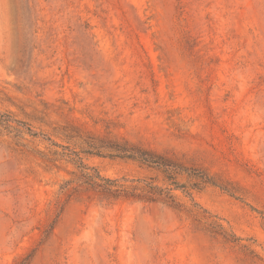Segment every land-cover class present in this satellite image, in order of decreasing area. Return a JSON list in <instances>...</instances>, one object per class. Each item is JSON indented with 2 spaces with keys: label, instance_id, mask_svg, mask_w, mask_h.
Listing matches in <instances>:
<instances>
[{
  "label": "rangeland",
  "instance_id": "1",
  "mask_svg": "<svg viewBox=\"0 0 264 264\" xmlns=\"http://www.w3.org/2000/svg\"><path fill=\"white\" fill-rule=\"evenodd\" d=\"M0 113L37 133L0 125V264H264V0H0ZM70 125L204 169L225 190L192 199L240 242L180 191V210L68 195L48 137L103 176L156 175L80 152Z\"/></svg>",
  "mask_w": 264,
  "mask_h": 264
},
{
  "label": "trees",
  "instance_id": "2",
  "mask_svg": "<svg viewBox=\"0 0 264 264\" xmlns=\"http://www.w3.org/2000/svg\"><path fill=\"white\" fill-rule=\"evenodd\" d=\"M12 122H15L17 127L13 126ZM0 125L7 130H13L19 134L25 132L31 137L37 136V133L32 131L29 126H25L24 122L12 119L9 114L0 113ZM58 130L57 134L66 140L73 141L74 145L76 143L83 145V149L80 152L129 159L156 173L155 176L137 178H128L125 176L112 178L103 176L97 169L86 164L79 155V152L74 148H70L68 145H61L48 137L46 140L54 148H51L47 153L36 150L41 159L46 163H50L52 166H56L55 164L59 160H65L73 164L77 169L76 172H71L73 178L66 181L65 186L61 187L62 190L66 189L65 192H68V195L74 192H84L86 194L89 192L106 200L115 201L124 199L144 203L161 202L173 209L180 210L183 205L179 202L176 195V191H180L191 199V205L187 211L196 219H204L211 233L221 235L226 241L231 243L240 242L241 238L226 229L219 222V218L216 215L210 214L209 211L192 199V191H200L208 185L218 186L225 190L204 169L186 165L173 154L159 152L127 141H120L107 136L94 134L83 136L78 133L77 126H62ZM158 178L161 181H158ZM182 178H184V181ZM72 183L74 185L68 189L67 186ZM45 232L42 231L44 236L46 235ZM242 246L245 247L246 245L242 244ZM28 262L29 254L21 257L16 264H28Z\"/></svg>",
  "mask_w": 264,
  "mask_h": 264
}]
</instances>
